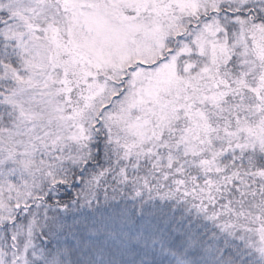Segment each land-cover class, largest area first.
Instances as JSON below:
<instances>
[{
  "label": "snow or ice",
  "instance_id": "obj_1",
  "mask_svg": "<svg viewBox=\"0 0 264 264\" xmlns=\"http://www.w3.org/2000/svg\"><path fill=\"white\" fill-rule=\"evenodd\" d=\"M0 264H264V0H0Z\"/></svg>",
  "mask_w": 264,
  "mask_h": 264
}]
</instances>
